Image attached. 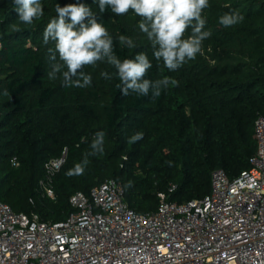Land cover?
I'll use <instances>...</instances> for the list:
<instances>
[{"label": "trees", "instance_id": "trees-1", "mask_svg": "<svg viewBox=\"0 0 264 264\" xmlns=\"http://www.w3.org/2000/svg\"><path fill=\"white\" fill-rule=\"evenodd\" d=\"M40 2L43 16L28 25L19 21L13 0H0L1 201L43 221H62L75 211L74 192L115 178L129 206L145 213L157 208L160 192L178 202L201 199L211 190L215 169L233 178L250 168L257 149L255 119L264 115V0H209L202 16L211 36L202 42V52L176 71L154 59L138 27L141 18L132 11L117 16L106 6L100 13L93 0ZM81 3L113 37L115 55L134 59L144 52L153 64L144 79L169 77L178 85L162 89L156 99L131 90L125 96L106 61L83 69L92 76L86 88L65 87L59 74L49 79L59 58H51V42L43 43L45 27L57 15L56 4ZM233 11L243 21L220 25L219 18ZM190 34L191 28L185 38ZM119 35L136 47H121ZM105 71L110 79L100 75ZM98 132L104 133L103 151L88 155ZM137 133L143 138L129 143ZM65 149V162L48 177L45 163ZM85 158L82 174L66 175Z\"/></svg>", "mask_w": 264, "mask_h": 264}, {"label": "built area", "instance_id": "built-area-1", "mask_svg": "<svg viewBox=\"0 0 264 264\" xmlns=\"http://www.w3.org/2000/svg\"><path fill=\"white\" fill-rule=\"evenodd\" d=\"M255 137L250 168L233 178L215 169L211 190L201 199L178 202L160 192L150 212L132 209L115 178L74 192L75 211L57 222L0 200V264H264L262 114L255 119ZM65 159L66 149L47 161V176ZM11 161L19 164L17 157Z\"/></svg>", "mask_w": 264, "mask_h": 264}, {"label": "clouds", "instance_id": "clouds-1", "mask_svg": "<svg viewBox=\"0 0 264 264\" xmlns=\"http://www.w3.org/2000/svg\"><path fill=\"white\" fill-rule=\"evenodd\" d=\"M98 2L99 12L103 13L106 6L111 7L117 16L132 11L140 17L139 29L146 35L153 49V57L170 71L178 70L184 63L194 60L202 52V42L211 36L204 31L206 20L202 16L204 9L209 7V0H93ZM18 19L23 24H32L43 16V6L40 0H13ZM56 17L52 18L43 32V43L54 45L49 48L52 59L58 61L51 65L49 79H56L59 74L65 87L86 88L92 83V76L83 71L87 66H95L98 61H106L112 66L120 83L117 88L125 96L129 91L140 96L153 99L161 95L162 89L178 85V81L169 77L163 79H144L149 69L153 67L148 55L137 53L134 59H120L113 52V37L107 28L97 22L96 13L85 4H68L61 7L56 4ZM243 15L239 11L225 13L219 18V23L225 28L242 22ZM191 28V34L185 38V33ZM119 45L128 49L135 48L134 41L126 35L117 37ZM66 69V70H65ZM110 79L108 72L100 74ZM143 138L142 133L133 135L129 143ZM104 133L98 132L91 144L94 155L103 151ZM87 158L77 163L66 175H80L84 171Z\"/></svg>", "mask_w": 264, "mask_h": 264}]
</instances>
